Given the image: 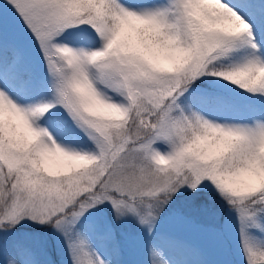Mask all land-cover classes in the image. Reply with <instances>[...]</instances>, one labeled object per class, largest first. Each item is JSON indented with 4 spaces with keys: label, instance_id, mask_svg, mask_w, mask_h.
Masks as SVG:
<instances>
[{
    "label": "snow or ice",
    "instance_id": "snow-or-ice-1",
    "mask_svg": "<svg viewBox=\"0 0 264 264\" xmlns=\"http://www.w3.org/2000/svg\"><path fill=\"white\" fill-rule=\"evenodd\" d=\"M0 264H264V0H0Z\"/></svg>",
    "mask_w": 264,
    "mask_h": 264
}]
</instances>
